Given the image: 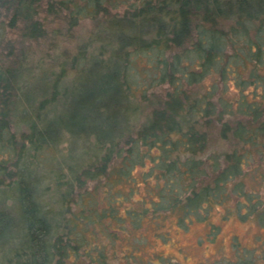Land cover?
Returning a JSON list of instances; mask_svg holds the SVG:
<instances>
[{
    "label": "trees",
    "instance_id": "1",
    "mask_svg": "<svg viewBox=\"0 0 264 264\" xmlns=\"http://www.w3.org/2000/svg\"><path fill=\"white\" fill-rule=\"evenodd\" d=\"M59 2L58 14L66 9L74 23L93 18L97 28L72 55H56L57 71L41 67L31 76L27 51L0 52L2 264H75L82 257L119 264L97 241L90 243L87 228L109 218L128 230L172 214L187 225L230 198L238 210L250 200L256 205L238 177L255 152H264V0ZM114 4L125 9L112 12ZM40 8L41 0H0L8 26L21 21L24 40L40 33ZM152 85L167 90L144 109L138 98ZM213 128L227 144L210 152ZM81 139L84 160L74 155L52 169L58 208L45 207L42 176L33 166L49 149L60 158L62 141ZM146 159L148 192L136 206L129 173ZM122 176L130 190L119 198L113 185ZM102 178L108 205L99 209L93 191ZM88 180L95 184L89 198L74 199L76 183L85 187ZM123 200L124 215L118 212ZM104 230H111L109 223ZM211 230L215 234L216 226ZM138 256L125 257L128 264H176Z\"/></svg>",
    "mask_w": 264,
    "mask_h": 264
},
{
    "label": "rangeland",
    "instance_id": "2",
    "mask_svg": "<svg viewBox=\"0 0 264 264\" xmlns=\"http://www.w3.org/2000/svg\"><path fill=\"white\" fill-rule=\"evenodd\" d=\"M60 0H41V8L39 10V22L41 25L40 33L32 39H23L21 30V21H16L15 26H8L10 17L3 16L0 12V52L7 53L15 46V50L27 51L29 57L26 60V71L34 76L42 67L43 70L52 72L58 69L54 68L53 60L56 61V55H60L59 60H63V55H72L80 44L85 42L90 35L96 31L97 21L93 18L86 17L73 20L65 13L58 14L57 3ZM128 2V0H126ZM116 5V4H114ZM57 8V9H56ZM56 9V10H55ZM125 9V4L111 6V11ZM58 63V61H56ZM60 64V63H59ZM39 68V70H38ZM28 69V70H27ZM70 70V68H68ZM69 72V71H68ZM167 86L149 87L146 96H140L144 109L158 101L157 98H163L167 90ZM157 94L155 97L151 92ZM152 97V98H151ZM141 99V100H140ZM151 107V106H150ZM15 133L17 141L21 138L22 129ZM15 128H12V131ZM209 151H219L225 148L227 141L222 140L217 128H213L209 134ZM84 144L86 141L81 139L76 143L66 140L62 141L58 146L61 152L60 158L52 154L53 149H49L44 155H40L39 164H36V171L42 176L40 191L43 192L45 207L53 210L58 208L52 200L58 198L55 195V180L52 169L63 166V161H72L74 155L76 158H83ZM72 153V154H71ZM75 158V159H76ZM80 159V160H81ZM252 166H244L242 175L238 180L243 181L244 190L253 193L256 205L249 201V207H241L238 210L236 198H230L223 204H214L213 207L202 216H194L187 225L181 224L177 215H169L164 217L161 223L154 222L151 218H145L139 228L128 229L122 227L118 223L110 222L106 218L104 224L97 223V226L87 228L90 243L98 242L106 253L108 260L119 264H128L126 254L134 252L140 260L152 261L159 263L158 257L166 260L174 261L176 264H264V152L260 155L255 152L250 158ZM151 161L146 159L143 165H136L130 170L129 175L136 181L132 189L130 202L138 206L140 199L148 192V188L144 178V170H148ZM8 168L12 169L11 163ZM248 169H250L248 171ZM61 172L66 175V169L61 168ZM17 171V170H16ZM251 171V172H250ZM146 177V176H145ZM147 179V178H146ZM66 178H63V181ZM98 185L97 190L93 191L94 182L88 180L85 187H80L76 183V195L74 199L83 194L85 198H89L86 191H93L98 208L102 209L108 205V196L105 191V183ZM154 183V179H148ZM115 195L119 198L130 190V184L125 177L113 185ZM50 189V190H49ZM49 190V191H48ZM79 190H81L80 193ZM259 198V199H258ZM246 201V197H242ZM120 201L118 212L124 215V207L127 200ZM203 217V218H202ZM109 223L111 230H104V225ZM216 226L215 234L211 232V228ZM94 232L98 234L94 236ZM100 233V234H99ZM1 256V255H0ZM0 257V264H2ZM75 264H91L90 260L82 257Z\"/></svg>",
    "mask_w": 264,
    "mask_h": 264
}]
</instances>
